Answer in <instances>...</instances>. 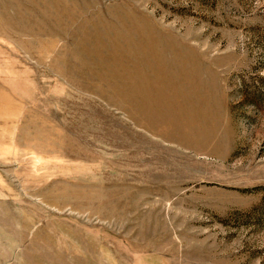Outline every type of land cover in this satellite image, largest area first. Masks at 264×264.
<instances>
[{
    "label": "rangeland",
    "instance_id": "1",
    "mask_svg": "<svg viewBox=\"0 0 264 264\" xmlns=\"http://www.w3.org/2000/svg\"><path fill=\"white\" fill-rule=\"evenodd\" d=\"M0 264H264V0H0Z\"/></svg>",
    "mask_w": 264,
    "mask_h": 264
}]
</instances>
